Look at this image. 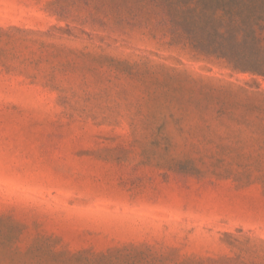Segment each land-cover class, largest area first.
Here are the masks:
<instances>
[{
	"label": "rangeland",
	"instance_id": "374dc122",
	"mask_svg": "<svg viewBox=\"0 0 264 264\" xmlns=\"http://www.w3.org/2000/svg\"><path fill=\"white\" fill-rule=\"evenodd\" d=\"M0 264H264V74L151 0H0Z\"/></svg>",
	"mask_w": 264,
	"mask_h": 264
},
{
	"label": "trees",
	"instance_id": "16d2710c",
	"mask_svg": "<svg viewBox=\"0 0 264 264\" xmlns=\"http://www.w3.org/2000/svg\"><path fill=\"white\" fill-rule=\"evenodd\" d=\"M200 51L264 74V0H151Z\"/></svg>",
	"mask_w": 264,
	"mask_h": 264
}]
</instances>
